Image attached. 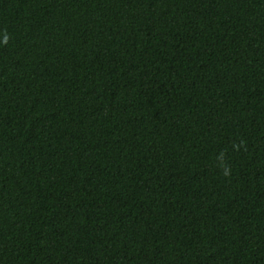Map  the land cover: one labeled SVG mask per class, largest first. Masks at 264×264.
Listing matches in <instances>:
<instances>
[{
	"label": "trees",
	"instance_id": "16d2710c",
	"mask_svg": "<svg viewBox=\"0 0 264 264\" xmlns=\"http://www.w3.org/2000/svg\"><path fill=\"white\" fill-rule=\"evenodd\" d=\"M0 264H264V0H0Z\"/></svg>",
	"mask_w": 264,
	"mask_h": 264
}]
</instances>
